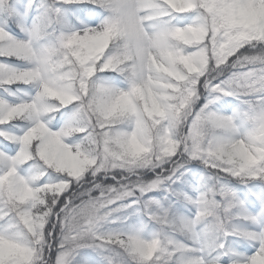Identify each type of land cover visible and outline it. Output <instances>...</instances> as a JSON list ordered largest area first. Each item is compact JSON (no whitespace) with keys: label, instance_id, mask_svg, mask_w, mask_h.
Here are the masks:
<instances>
[{"label":"snow or ice","instance_id":"6c2138e0","mask_svg":"<svg viewBox=\"0 0 264 264\" xmlns=\"http://www.w3.org/2000/svg\"><path fill=\"white\" fill-rule=\"evenodd\" d=\"M0 264H264V0H0Z\"/></svg>","mask_w":264,"mask_h":264}]
</instances>
